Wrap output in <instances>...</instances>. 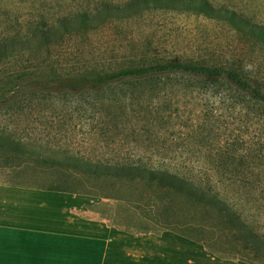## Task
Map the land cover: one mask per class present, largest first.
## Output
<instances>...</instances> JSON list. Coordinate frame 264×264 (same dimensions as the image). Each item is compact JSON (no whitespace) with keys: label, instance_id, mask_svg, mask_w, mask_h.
I'll use <instances>...</instances> for the list:
<instances>
[{"label":"rangeland","instance_id":"obj_1","mask_svg":"<svg viewBox=\"0 0 264 264\" xmlns=\"http://www.w3.org/2000/svg\"><path fill=\"white\" fill-rule=\"evenodd\" d=\"M130 1L133 4L128 7ZM139 1L0 0V37L26 29L28 21L36 23L42 16L54 30L49 41H32L31 51L16 52L0 61V87L25 71L63 76L165 60L227 65L264 84L262 39L236 33L225 22L211 23L194 16L193 11H172L160 2L144 5ZM103 5L123 9L115 17L106 11L96 15ZM94 9L93 21L87 27L76 20L65 25L61 22L67 13ZM137 95L130 86L117 85L78 99L14 105L0 110V130L22 139L41 158L66 164H72V158L151 159L154 165L190 178L196 182L200 198L201 191L212 190L238 209L241 224L237 227L248 238L239 239L236 248L241 256L262 264L263 106L236 94L233 88L208 87L192 80L172 81L154 93L145 91L141 98ZM140 103L149 107L150 114L138 113ZM235 156L246 159L247 167ZM29 160L18 169L0 170V183L49 187L44 178L49 175L48 166L36 163L34 156ZM105 213L126 229L139 228L133 210L115 202L105 206ZM193 216L202 225L220 228L217 217L202 207L194 208Z\"/></svg>","mask_w":264,"mask_h":264},{"label":"trees","instance_id":"obj_2","mask_svg":"<svg viewBox=\"0 0 264 264\" xmlns=\"http://www.w3.org/2000/svg\"><path fill=\"white\" fill-rule=\"evenodd\" d=\"M157 2H160L163 8L172 11L200 12L207 19L215 12L206 0L139 1L144 5L151 3L155 5ZM132 4L133 1H130L128 7ZM122 9L103 5L102 10H97L96 15L106 11V15L115 17ZM94 13L95 9L93 12L67 13L62 15L61 22L65 25L76 20L87 27L93 21ZM22 29L14 34L1 35L0 61L15 55L16 52L31 51L32 41L39 40L41 43L49 41L54 32L45 16L36 23L28 21L26 29ZM64 30L67 33L71 32L66 27ZM239 32L248 33L264 41L262 28L246 27ZM180 80H192L208 87L221 85L224 88H233L236 94L249 98L264 108V84L234 67L165 60L112 71L63 76L34 75L25 71L15 75L13 79L10 78L0 87V110L24 103L32 104L34 101L78 99L85 95H97L117 85L130 86L133 88V94H139L136 98H141L145 91L154 93L161 86L165 87L169 82ZM149 112V107L139 104V114L145 116L150 114ZM26 146L22 139L16 138L7 130H0V170H15L26 166L30 162V157L34 156L39 160L36 163L48 166L49 175L44 178L50 182V186L42 189L114 200L125 210H133V217L138 221L136 222L138 229L127 231L155 235L170 231L201 244L205 250L220 259L260 264L241 256V251L236 248L239 239L244 241L248 238L247 234L237 227L241 224L238 209L229 206L226 200L221 199L212 190L201 191L200 198L196 193V182L190 178L179 177L154 165L151 159L82 161L72 158V164L71 162L66 164L67 161L41 158ZM235 158H239L243 167H247L244 161L246 159L236 156ZM15 165L18 167H14ZM197 207L204 208V211L211 215L214 214L220 228L215 230L214 227L202 225L195 220L193 209ZM219 230L222 233H218ZM227 236L231 239L228 240ZM243 246L245 250L248 249L246 245ZM259 256L264 264V249L259 251Z\"/></svg>","mask_w":264,"mask_h":264},{"label":"crops","instance_id":"obj_3","mask_svg":"<svg viewBox=\"0 0 264 264\" xmlns=\"http://www.w3.org/2000/svg\"><path fill=\"white\" fill-rule=\"evenodd\" d=\"M206 1L215 11L211 23L225 22L240 34L246 27L264 29V0ZM110 202L117 203L0 183V264H246L219 259L170 231H127L105 213Z\"/></svg>","mask_w":264,"mask_h":264}]
</instances>
